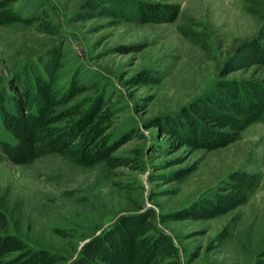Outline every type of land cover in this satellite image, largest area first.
<instances>
[{"label":"rangeland","instance_id":"1","mask_svg":"<svg viewBox=\"0 0 264 264\" xmlns=\"http://www.w3.org/2000/svg\"><path fill=\"white\" fill-rule=\"evenodd\" d=\"M85 1L20 0L15 5L29 16L43 14L51 33H43L38 24L0 27V93L8 96L11 83H22L52 52L60 53L58 87L68 88L74 78L97 81L101 95L111 99L118 131L142 136L117 154L141 151L142 166L85 169L57 155L17 166L0 154V210L7 232L67 263L119 216L150 209L157 228L177 247L181 264H253L264 247V124L250 126L224 149L195 152L185 164L168 169L160 166L177 155L159 152L163 139L156 129L144 126L149 119L176 113L214 87L218 67L233 43L257 31L259 24L246 11L250 0H151L179 8L177 20L163 25L113 24L106 18L78 21L76 14ZM183 28L206 32L209 54L185 38ZM145 69L160 78L159 85L129 82ZM250 77L251 72L230 76ZM0 133L5 142H12L3 129ZM192 163H198L197 170L182 185L158 179ZM236 170L260 176L245 206L209 221H161V216L209 194Z\"/></svg>","mask_w":264,"mask_h":264},{"label":"trees","instance_id":"2","mask_svg":"<svg viewBox=\"0 0 264 264\" xmlns=\"http://www.w3.org/2000/svg\"><path fill=\"white\" fill-rule=\"evenodd\" d=\"M19 1L0 0V27L38 24L43 33L50 34L45 16H29L23 8L15 9ZM246 11L259 24L257 31L233 43L218 67L214 87L176 113L149 119L144 124L145 129H156L163 139L159 152L167 157L177 155L162 164V169L183 165L198 151L224 149L236 143L250 126L264 124V0H250ZM178 17V6L151 0H86L76 14L82 22L106 18L113 24L138 25L170 24ZM182 32L201 52L209 54L206 32L197 34L189 28ZM61 60L60 53L52 52L46 62L27 73L22 83H11L8 96L0 93V132L3 129L12 140L5 142L0 137L1 156L17 166L57 155L85 169L140 168L141 151L132 150L129 156L117 152L133 138L142 136L133 131H118L111 99L107 101L101 95L97 81L74 78L68 88H59ZM248 72L249 79L230 78L235 73ZM129 82L148 86L159 85L161 80L145 69ZM90 92L93 94L84 96ZM197 166L198 163L186 164L159 175L158 179L182 185ZM259 182L256 173L233 171L209 194L188 207L161 216V221L198 222L226 216L248 203ZM154 218L150 209L119 216L64 263L62 256L31 248L7 232L5 214L0 210V264H181L177 247L169 235L157 228ZM253 264H264V247Z\"/></svg>","mask_w":264,"mask_h":264}]
</instances>
